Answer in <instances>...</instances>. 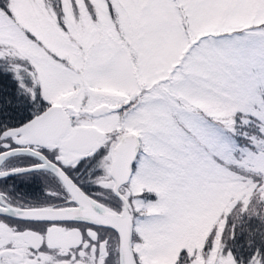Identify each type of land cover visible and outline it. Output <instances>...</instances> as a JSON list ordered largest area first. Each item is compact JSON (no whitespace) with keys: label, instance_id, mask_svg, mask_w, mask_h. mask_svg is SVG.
Here are the masks:
<instances>
[{"label":"snow or ice","instance_id":"1","mask_svg":"<svg viewBox=\"0 0 264 264\" xmlns=\"http://www.w3.org/2000/svg\"><path fill=\"white\" fill-rule=\"evenodd\" d=\"M103 2L107 22L70 59L54 57L64 66L43 62L46 86L33 87L40 63L26 78L0 55V264H51L42 252L200 264L198 249L177 254L175 243L204 221V262L264 264V12L248 22L247 0ZM9 3L0 28L14 23ZM53 181L63 196L41 187ZM37 193L55 196V210L102 216L32 215L51 207L30 204ZM54 226L76 227L80 242L62 251L14 239Z\"/></svg>","mask_w":264,"mask_h":264},{"label":"rangeland","instance_id":"2","mask_svg":"<svg viewBox=\"0 0 264 264\" xmlns=\"http://www.w3.org/2000/svg\"><path fill=\"white\" fill-rule=\"evenodd\" d=\"M62 3L63 9L58 5V0H10L8 7L14 16V23L9 20L0 28V55L8 56L11 53L12 57L18 59L23 64L26 78L29 65L40 63L39 71L33 69L42 86L47 83L44 61L58 67L61 63L64 66V61L57 62L54 57L70 59L85 33L107 22L108 13L103 0H90L87 5L84 0H75V5L73 0H62ZM244 11V19L251 22L255 14L264 12V3L261 0H247ZM94 15L97 16L96 21L93 20ZM211 228L212 223L204 221L186 229L176 240L177 254L181 248H188L190 253L195 248L200 254V264H213L211 253L207 262L202 259ZM213 252L219 253L218 236L213 241ZM164 264H169V261Z\"/></svg>","mask_w":264,"mask_h":264},{"label":"flooded vegetation","instance_id":"3","mask_svg":"<svg viewBox=\"0 0 264 264\" xmlns=\"http://www.w3.org/2000/svg\"><path fill=\"white\" fill-rule=\"evenodd\" d=\"M59 67H63V64L61 63V66ZM32 78H34L35 86L41 85V83H39L38 76L36 79L34 69H32ZM41 187L51 189L53 193H56L59 196H63L62 189L59 187V185L56 184L55 181H53L52 183H44L41 185ZM29 203L32 205H41V204L51 205L50 208L36 207L33 209V211L34 210L58 211L55 210L57 208V199L55 196L49 198V197L40 196L39 193H37L36 198L29 201ZM59 210H69V209H66L61 205ZM79 216L81 218L99 219L102 216V214L97 213L93 215H85L80 213ZM48 218H57V217H55L54 215ZM21 227L23 228V226ZM5 232L7 233L6 229ZM81 238H82L81 232L77 231L76 227L65 228V227H55V226L49 228L45 236H40L36 232H21L17 237H14V239H17L20 242L34 243L36 245H39L41 242H47L51 248L55 249L59 247L62 251H66L69 245L78 244ZM41 256L51 261V264H72L71 261L58 258L59 257L58 252H53L52 255H48L42 252Z\"/></svg>","mask_w":264,"mask_h":264},{"label":"water","instance_id":"4","mask_svg":"<svg viewBox=\"0 0 264 264\" xmlns=\"http://www.w3.org/2000/svg\"><path fill=\"white\" fill-rule=\"evenodd\" d=\"M73 198H78L75 194L73 193ZM30 214L40 216V217H50L54 216L55 217H63L66 215H72V216H79L80 213H78L75 209H69V210H58V211H53V210H34Z\"/></svg>","mask_w":264,"mask_h":264}]
</instances>
